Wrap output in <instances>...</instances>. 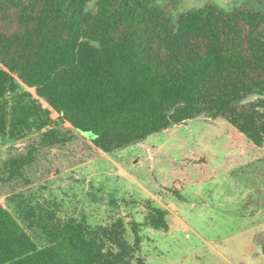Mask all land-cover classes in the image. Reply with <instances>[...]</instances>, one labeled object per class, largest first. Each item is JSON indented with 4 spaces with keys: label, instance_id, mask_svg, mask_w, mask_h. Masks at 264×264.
Wrapping results in <instances>:
<instances>
[{
    "label": "trees",
    "instance_id": "16d2710c",
    "mask_svg": "<svg viewBox=\"0 0 264 264\" xmlns=\"http://www.w3.org/2000/svg\"><path fill=\"white\" fill-rule=\"evenodd\" d=\"M89 1L0 0V136L44 130L42 99L106 153L195 121L225 120L264 144V101L244 102L264 95V0L232 10L207 1L176 16L174 1L98 0L95 10ZM17 80L36 97L18 92ZM70 138L48 128L39 147ZM36 150L7 163V179L21 176ZM167 213L150 206L145 222L132 224L133 245L121 220L90 228L42 216L31 224L42 229L38 245L0 204V264H132L139 227L168 229Z\"/></svg>",
    "mask_w": 264,
    "mask_h": 264
},
{
    "label": "rangeland",
    "instance_id": "374dc122",
    "mask_svg": "<svg viewBox=\"0 0 264 264\" xmlns=\"http://www.w3.org/2000/svg\"><path fill=\"white\" fill-rule=\"evenodd\" d=\"M98 0H90L95 10ZM174 16L213 1L232 10L250 0H158L173 3ZM174 4V3H173ZM0 67L2 65L0 64ZM18 92L35 90L17 80ZM13 93L5 98L10 102ZM50 109L45 127L71 136L39 147L42 131L0 136V204L38 244L39 217L76 220L90 228L121 220L134 244L133 223L150 206L167 210L168 229L140 226L142 241L132 264H264V144L253 146L225 120L195 121L154 133L147 140L106 153ZM264 101L251 94L244 102ZM36 147L35 160L14 179L6 164ZM179 189L180 197L169 191Z\"/></svg>",
    "mask_w": 264,
    "mask_h": 264
}]
</instances>
